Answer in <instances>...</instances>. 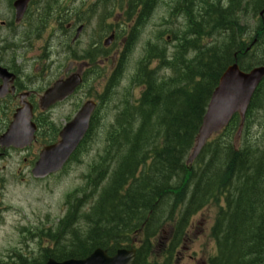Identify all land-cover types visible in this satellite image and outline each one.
I'll return each mask as SVG.
<instances>
[{"label": "trees", "instance_id": "trees-1", "mask_svg": "<svg viewBox=\"0 0 264 264\" xmlns=\"http://www.w3.org/2000/svg\"><path fill=\"white\" fill-rule=\"evenodd\" d=\"M228 1L229 7L222 8L213 0H197L200 22L186 30L199 35L195 57L184 58L180 73L169 80L149 83L140 105L131 111L126 106L117 115L104 152L92 165L107 182L80 215L86 231L79 230L73 213L49 231L56 247L67 246L61 252L83 257L103 247L112 254L138 239L134 264H170L193 214L215 202L219 212L212 230L217 243L214 263L264 264V82L253 96L240 142H235L241 123L236 115L193 164L186 163L233 53L244 56L243 66L264 63V45L259 50L264 39L249 51L244 41L250 37L246 20L264 8V0ZM147 2L152 6L158 0ZM205 21L214 27L208 29L217 40L208 48L201 43ZM257 31L264 35L262 26ZM195 44L187 41L184 46ZM257 120L262 125L254 133ZM79 193L81 201L89 203L92 194L84 187L74 191ZM165 230L174 233L166 245Z\"/></svg>", "mask_w": 264, "mask_h": 264}, {"label": "rangeland", "instance_id": "rangeland-1", "mask_svg": "<svg viewBox=\"0 0 264 264\" xmlns=\"http://www.w3.org/2000/svg\"><path fill=\"white\" fill-rule=\"evenodd\" d=\"M77 4L80 5L81 0ZM6 10L5 5H0L1 13H5ZM96 15L97 13L93 18ZM96 21L94 20L93 27ZM68 22L78 23L75 19H67L66 23ZM59 32L61 31L56 30V37ZM47 43L53 52L52 57L63 60L60 68L63 69L66 57L62 58L61 54L56 53L58 41L51 35L44 34L43 38L36 42L39 53L45 51ZM103 86L104 83L98 88L100 92L103 91ZM81 92L82 90L74 98L49 111L48 116L50 115L56 123L53 124L46 118L41 119L43 132L33 147L26 150L9 149L0 157V264H16L18 259L14 255L17 252H23L29 258L34 256L42 258L50 248L57 254L64 251L67 246L56 247V243L53 245L49 231L53 232L59 227L57 225L61 226L62 218L69 213L76 215V223L82 233L87 229L85 219L80 218V215L91 203L84 204L80 198L82 194L76 195L74 191L83 185L84 173L90 169L89 163H95L99 154L104 152L112 124L115 125L116 117L113 110H117L115 104L121 94L115 93L116 97L109 104H106L107 98L104 97L105 102L100 109L103 116L101 124L94 125L78 154L63 171L45 177H36L32 173L39 151L48 140L57 138V132L66 118L76 111L73 102L80 97ZM7 122L8 110L4 109L0 115V132L5 129ZM218 212V204L212 202L200 212L196 220L195 229L199 228L196 231L200 233L203 231L198 241L204 243L207 250L210 248L208 242L210 240L216 250L211 233ZM166 234L165 230L163 237ZM43 247L45 248L42 249Z\"/></svg>", "mask_w": 264, "mask_h": 264}, {"label": "water", "instance_id": "water-1", "mask_svg": "<svg viewBox=\"0 0 264 264\" xmlns=\"http://www.w3.org/2000/svg\"><path fill=\"white\" fill-rule=\"evenodd\" d=\"M263 74L264 68H258L251 75H245L239 72L236 65L226 71L209 104L191 159L199 153L213 132L228 124L235 112L245 113L259 77ZM79 82L77 77L58 82L55 87L47 91L45 105L52 103L55 98L59 99L68 95ZM94 105L92 102L87 103L77 117L61 132L62 141L43 150L34 169L35 175H45L63 166L86 133ZM27 110H18L9 129L0 137V144L7 147L11 145L25 147L31 142L35 128L30 123ZM135 256L134 248L120 249L114 256H109L106 251L98 248L84 259H68L61 262L51 259L47 264H133Z\"/></svg>", "mask_w": 264, "mask_h": 264}, {"label": "flooded vegetation", "instance_id": "flooded-vegetation-1", "mask_svg": "<svg viewBox=\"0 0 264 264\" xmlns=\"http://www.w3.org/2000/svg\"><path fill=\"white\" fill-rule=\"evenodd\" d=\"M71 68H74V67L70 66V68L67 69V70H65V72H64L61 76L66 77V76L70 73V69H71ZM32 93H33V92H31V95H32Z\"/></svg>", "mask_w": 264, "mask_h": 264}]
</instances>
